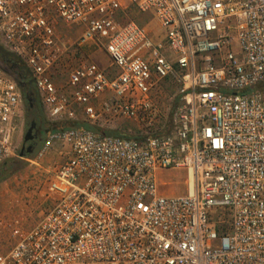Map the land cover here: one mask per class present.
Segmentation results:
<instances>
[{
    "label": "built area",
    "instance_id": "1",
    "mask_svg": "<svg viewBox=\"0 0 264 264\" xmlns=\"http://www.w3.org/2000/svg\"><path fill=\"white\" fill-rule=\"evenodd\" d=\"M129 9L159 35L120 22ZM59 23L82 30L76 43ZM0 37L53 122L150 130L152 92L177 86L167 131L57 130L24 158L50 207L29 229L15 222L0 264H264V0H0ZM69 48L83 56L60 89L52 72ZM100 49L112 73L90 59ZM21 107L0 69V164L16 153ZM52 148L57 160L42 164ZM169 170L184 172V194L159 192Z\"/></svg>",
    "mask_w": 264,
    "mask_h": 264
},
{
    "label": "rangeland",
    "instance_id": "2",
    "mask_svg": "<svg viewBox=\"0 0 264 264\" xmlns=\"http://www.w3.org/2000/svg\"><path fill=\"white\" fill-rule=\"evenodd\" d=\"M118 20L122 23L133 20L138 24L145 25L147 29L152 31L155 35H159L156 24L151 19L150 15H142L133 9H129L124 13H120ZM56 31L57 36L69 45L76 43L82 33V30L78 27L65 26L61 23L56 26ZM0 45L5 46L1 37ZM90 54V59L93 62L104 69L106 73H112V70L109 68V59L103 49L91 50ZM68 55L69 57H64L62 63L52 72V80L60 89L65 86L68 71L77 65L78 61L82 59L83 56V54L73 48H69ZM0 68L6 70L1 64ZM176 90L177 86L173 80L166 79L152 92L154 101L158 106L159 117L156 125L150 130H139L132 121L124 119H115L110 122V124L99 123L93 126L108 131H115L131 138H139L145 133H161L167 131L170 126L171 111L177 103V98L175 97ZM21 108V118L18 122L17 119L15 121L18 124L13 135V145L16 148V153L11 158L15 159L20 158L19 149L23 142V136L31 121V118L27 114L26 104L23 100ZM43 114L47 122H53L47 117L44 109ZM35 130L39 133L42 132L40 127H36ZM45 132L47 131H44V133ZM41 143L42 142H40L39 146ZM37 147L38 146H36L35 149ZM34 155L35 153L33 152V156ZM22 159L24 161L23 157ZM54 160H57V156L52 148L44 156L42 164H49ZM24 163V166L20 170L0 182V252H6L11 247L12 241L9 238V234L15 222H17L22 229H29L50 207L49 200L38 195L40 182L44 181L42 175H39L36 172L37 170H34V167L29 166L27 162L24 161ZM184 177L185 175L182 171L169 170L158 172L157 184L159 192L163 195L184 194Z\"/></svg>",
    "mask_w": 264,
    "mask_h": 264
},
{
    "label": "trees",
    "instance_id": "3",
    "mask_svg": "<svg viewBox=\"0 0 264 264\" xmlns=\"http://www.w3.org/2000/svg\"><path fill=\"white\" fill-rule=\"evenodd\" d=\"M0 64L8 71V76H10L17 84L22 100L26 104L27 114L36 124V127L42 129L43 135L37 144L34 153H36L47 135L50 132L57 130H64L70 128L82 127L90 132L102 135V136H113V137H123L131 138L126 135H121L115 131H108L101 128H97L93 125L81 123L79 121H66V122H47L44 118L43 109L39 100V96L36 92L33 79L27 67L23 62L12 52H10L5 46L0 45ZM32 99V107L29 106L26 98ZM44 131H47L44 133ZM41 145L39 146V144ZM31 155H24L23 158H31ZM24 161L22 158H9L0 164V182L5 180L11 174L17 172L24 166Z\"/></svg>",
    "mask_w": 264,
    "mask_h": 264
},
{
    "label": "water",
    "instance_id": "4",
    "mask_svg": "<svg viewBox=\"0 0 264 264\" xmlns=\"http://www.w3.org/2000/svg\"><path fill=\"white\" fill-rule=\"evenodd\" d=\"M0 69H1V68H0ZM1 70H2L5 74L8 75V71L3 70V69H1ZM26 100H27L29 106L32 107V99L27 97ZM35 128H36V124H35V122H34L33 120L30 121L29 126H28V128H27V130H26V132H25V134H24V136H23V142H24V143L29 142V141H32V140L34 139V136H35V134H34ZM25 153L28 154V155H31V154L33 153V149H32V147H31V146H28V147L26 148V150H25ZM24 155H25V154H24V152H23V148H21V149L19 150V157L22 158Z\"/></svg>",
    "mask_w": 264,
    "mask_h": 264
},
{
    "label": "flooded vegetation",
    "instance_id": "5",
    "mask_svg": "<svg viewBox=\"0 0 264 264\" xmlns=\"http://www.w3.org/2000/svg\"><path fill=\"white\" fill-rule=\"evenodd\" d=\"M34 134H35V136H34V139L32 141H29V142H26V143L22 142V144L20 146V149L23 148V152H24L25 155H28V154L25 153V150H26V148L28 146H31L32 149H33V152H34L35 147L37 146V144L39 143V141H40V139L42 137V133L41 132L39 133L36 130L34 131Z\"/></svg>",
    "mask_w": 264,
    "mask_h": 264
}]
</instances>
